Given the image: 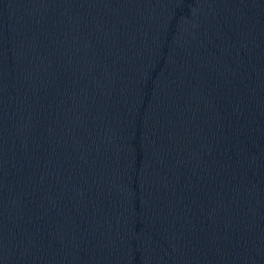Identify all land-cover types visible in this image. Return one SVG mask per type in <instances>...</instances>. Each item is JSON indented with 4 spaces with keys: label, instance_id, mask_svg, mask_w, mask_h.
<instances>
[{
    "label": "water",
    "instance_id": "water-1",
    "mask_svg": "<svg viewBox=\"0 0 264 264\" xmlns=\"http://www.w3.org/2000/svg\"><path fill=\"white\" fill-rule=\"evenodd\" d=\"M0 264H264V0H0Z\"/></svg>",
    "mask_w": 264,
    "mask_h": 264
}]
</instances>
